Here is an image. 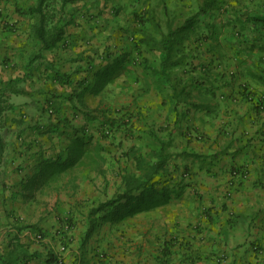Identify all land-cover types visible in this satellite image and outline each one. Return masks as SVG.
<instances>
[{
    "label": "crops",
    "instance_id": "1",
    "mask_svg": "<svg viewBox=\"0 0 264 264\" xmlns=\"http://www.w3.org/2000/svg\"><path fill=\"white\" fill-rule=\"evenodd\" d=\"M37 1L0 0V21H8L0 22V70L15 63L5 60L3 66L8 51L23 50L24 46L28 49L29 23L35 21L28 10ZM118 1L129 7L135 0ZM140 1L151 2L137 3ZM131 13L130 23L135 19ZM111 25L109 31L116 35L119 27L115 22ZM73 33L76 35L72 38L79 39L77 44L70 48L61 42L57 46L59 55L67 58L58 63L50 60L42 71L32 72L42 94L57 95L50 108L44 102L47 98L35 91V99L41 97L39 103L32 97L30 103L17 106L12 95L11 108L4 113L7 119L0 128V264H54L52 259L59 258L61 264H264V80L253 77L239 85L241 79L224 78L221 84L214 78L215 83L211 80L219 89L217 95L207 88L210 84L205 75L195 79L189 73L181 79L187 87V104L171 112L168 120L170 130L174 129L169 160L164 162L169 166L168 172L164 171L168 182L155 188L150 203L149 198L143 197L144 190L125 196V175L109 182V156L96 154L94 151L100 146L97 139L83 136L109 122V114L114 113L109 101H104L109 95V75L113 83L121 72L109 73L116 56L109 59L103 54L109 53L108 42L102 46L92 42L84 45L81 37L91 35V31L76 28ZM16 39L22 42L15 44ZM87 47H93V52H83ZM88 53L96 55L92 66L85 60ZM78 55L82 57L77 59ZM27 62L24 58L16 63L24 67ZM158 63L154 61V65L159 66ZM119 65L124 77L119 78L122 82L117 89L126 96L129 88L125 80L132 68L127 61ZM189 66L193 68L194 64ZM200 66L205 68L206 63ZM55 72L64 75L62 84L52 79ZM147 72L142 69V75L150 79ZM196 81L203 86L195 85ZM228 84L231 86L226 89ZM245 87L250 88L252 98L262 100L260 107L247 101L249 93L244 92ZM154 93H160V88L154 86ZM147 106L138 115L144 128ZM162 107L159 104L154 109L159 111ZM46 110L59 120L52 132L45 121ZM29 111L34 116L21 121L20 114ZM160 119L156 117L154 124ZM99 163L104 171L99 170ZM109 186L111 194L124 196L115 204L121 205L123 211H137L133 217L169 203L170 222L139 220L136 234L123 238L113 230L111 243L109 222H84L83 231L76 223L73 230L64 234L69 245L64 252H58L56 228L52 229L55 215L46 222L45 214L103 206L109 203ZM129 195L141 196L134 204ZM130 224L113 222L112 227L121 225L127 229ZM39 228L47 231L49 239L35 245L38 235L42 239Z\"/></svg>",
    "mask_w": 264,
    "mask_h": 264
},
{
    "label": "rangeland",
    "instance_id": "2",
    "mask_svg": "<svg viewBox=\"0 0 264 264\" xmlns=\"http://www.w3.org/2000/svg\"><path fill=\"white\" fill-rule=\"evenodd\" d=\"M137 1L138 0L131 1L129 7H125L122 5L123 1L118 0H78L76 3L67 5L63 9L64 17L61 19L66 33L62 43H66L72 48V45L77 44L76 42L79 40L73 39L76 35L73 32L76 28H85L87 31H91V35L81 37L82 40L80 41L82 44H91L92 42V44L102 46L108 42L109 46H106V48H109V59L114 55L116 56L113 60L116 63L114 62L110 65V68H114L113 74L121 72L118 79L112 81L113 83H110L112 77L109 75V95H107V100L104 101H109V106L114 108V110H112L114 113L109 114V123L105 125L107 129L100 125L94 132H90L89 130L90 133H87L91 139H97L100 144L97 148L98 151L95 150L94 152L96 154H105L109 156V182L112 181V178L119 179L123 175H125L124 177L128 175L138 176V173H141L140 168H142L140 165L144 166L143 163L139 162L140 159L147 161L145 166H147L146 170L149 171L159 162L160 157L161 159L162 157H166V160H169V148L171 143H173L171 140L174 132V129L170 130L171 125L168 121L172 114L170 112L172 103L167 101L163 105L162 102L163 98L168 100L166 96L169 95L168 91L170 85L161 80V84H168L167 92L154 93V86H156L157 89L160 88L159 84L154 80L157 78L147 72L150 76V79H148L142 75V69L147 71L150 69V72L153 74L154 70L152 69H155V67L158 68L157 65H154V61L156 64L159 61V43L168 32V28L175 29L181 26L188 17L194 15L198 11V8L205 0H151L150 3L147 1H140L137 3ZM215 1H218V8L211 10L205 16L201 15L199 17L196 29L188 35L182 45L183 47L181 46L183 48L181 50V58L183 61L179 68L169 70V82H176L177 86H184V88H187L186 83L177 81L178 78L182 79L185 75L188 77L189 73L193 74L195 79L200 78V75H205L209 80V84L212 82L207 88H211L214 94L220 95L218 93L219 89L213 84L212 80H214L215 83L214 78L219 79L221 84L225 79H241L242 81L239 85H242V83L245 84L256 77L264 80V27L254 25L248 20L252 16L264 14V0ZM56 7L59 8V6ZM128 11L129 13H127ZM132 11L135 19L130 23L129 20L132 18L128 19V17L132 14ZM73 16L78 18H73ZM138 16H140V18L143 17V20H139ZM2 22L8 23V21ZM111 22H115L119 27V32L116 35H114V32L109 31V27H112ZM29 26L30 35L27 43L28 49L25 50L24 46L23 50H20V48L15 50V48H13L11 51H6L9 54L7 57L8 63L12 60L15 63L13 66L7 64L6 67L0 70V79L7 81L10 78L24 75L23 66L20 64L18 65L16 62L24 58L28 60L38 53L36 41L32 37L31 22ZM94 30H98V32H92ZM127 32L130 34H125ZM1 35L2 33L0 36ZM96 35H98V38H96ZM77 38H80V36H77ZM65 39H67L66 42L64 41ZM85 39L86 42H84ZM15 42L19 44L22 41L16 39L14 43ZM19 46L20 45H18V47ZM137 46L143 49L139 52L134 50ZM146 46H148L147 49H145ZM80 47L79 45V48ZM89 48L90 47H87L83 52H87ZM127 49H130V51H126ZM80 57H82V55H78L76 58L78 59ZM64 58L67 57L62 58L59 55L58 48L43 52L41 58L35 63L34 70L35 72L42 71V67L44 65L48 66L50 60L58 63L59 60H64ZM191 60L194 63H192ZM124 61L130 62V68H132L127 74V80H125L129 88L126 96H122L119 89H117L119 85H121L120 82H122L119 78L121 76L124 77V71L119 64H122ZM147 62L150 63V67L143 65ZM203 62L206 63V66L205 68H200ZM189 64H194L193 68L190 67ZM189 70L192 71L189 72ZM138 78H142V80L139 82ZM37 81L39 80H37L33 74L24 84H20L18 88H26L28 91L34 93H30L31 95L28 93V97L13 95L14 104H17V106H25L26 102L30 103L32 100L31 98L36 94L35 91H37L39 95H44L48 98V94L40 93L42 87L37 85ZM194 84L198 87L203 86V83H199V81H196ZM101 86L104 87L103 85ZM227 86L226 89L231 85L228 84ZM249 89L250 88H248V90ZM249 92H251V90H249ZM36 99L35 102L38 101L37 103H39L41 97ZM8 102L11 104V96ZM159 104L163 107L162 110L157 111L154 107ZM146 105H148L146 113H148L149 118H147L148 116L146 115V128H144L138 115L141 109ZM262 105L264 106V102ZM99 106H97V108H99ZM23 110H25V108ZM5 116L4 122L7 119V115ZM31 116H34V113L31 111L25 114V117ZM44 116L48 124H57L58 118L54 113H49V111H47ZM124 116H126L125 119L127 120L122 119ZM156 117H161V119L158 123L154 124V119ZM164 119L166 120L164 121ZM52 130L53 128L49 131L52 132ZM159 146L162 148L160 149ZM49 151L53 153L54 150L50 148ZM112 158L114 162L111 161ZM102 165L103 164L99 163V170L104 171ZM168 168L169 166L167 165L162 172H168ZM112 191V187L109 186V200L119 197L116 193L111 194ZM130 197L135 201L134 204H136V199L138 197ZM165 197L166 196L163 198ZM116 201L111 205L108 204L105 206L103 208L105 210L96 213L92 212L95 208L92 210H79L75 212L57 210L48 211L47 214L44 213L46 222L49 221L51 216L53 217V215H55L54 218L56 221L53 222L54 225L52 229L54 227L56 228L54 235L57 238H55V240H58L56 243V246L59 248L58 252H64L62 248L64 247L65 249V247L69 245V240L65 239L68 238V236H64V234L65 232L68 233L73 230L76 223L83 227L82 229L78 227L83 231L84 222L92 225H94L95 222H109V242L111 243L113 239L110 237V234L113 230L119 232V235L123 238L136 234L137 222L139 220H145L146 218V222H170L169 203H165L160 207H152L150 203H147L152 208L147 211L145 215L140 214L139 217L137 215L133 217V214H136L137 211H132L133 209L123 211L121 205L115 204ZM113 206L114 208L112 209ZM105 214L108 215L106 218H103ZM77 219L78 222L76 221ZM113 222H131L132 224H130L127 229L124 227L122 228L121 225L114 229L112 227ZM38 230V232L42 234V242L45 239H49L47 231L43 228H39ZM42 242L36 240L35 245H41ZM121 242H123V240ZM110 245L111 244H109V246ZM109 250L111 251V249ZM53 261L55 262V260Z\"/></svg>",
    "mask_w": 264,
    "mask_h": 264
},
{
    "label": "trees",
    "instance_id": "3",
    "mask_svg": "<svg viewBox=\"0 0 264 264\" xmlns=\"http://www.w3.org/2000/svg\"><path fill=\"white\" fill-rule=\"evenodd\" d=\"M77 1L78 0H38L34 6L29 8L28 14L32 18H35V21L32 22V37L36 41V44L38 47V53L35 56H33L32 58L28 59L27 64L23 67L24 75L17 76V77L12 78L8 81H3L0 79V128H2L1 124H2V122H4L3 117H6L4 113L11 108V106L9 105V102H8L9 97L12 95L24 97L25 94L32 93V92L28 91L26 88L22 89V88H18V86L20 84H24L29 79L30 76L32 77V75H33L32 72L35 71L34 70L35 63L37 62V60H39V58H41L43 52L51 51L52 49L57 48V46L62 42V40L64 39V35L66 34L65 28L63 27L62 21H61L62 17H64L63 9L67 5L74 4ZM217 4H218V1L216 2L215 0H205L203 2V4L198 8V11L194 15H191L190 17H188L181 26H179L175 29H171L169 27L168 32L166 33V35L162 38V40L159 43L158 48L161 51V52L159 51L160 63H159L158 68H156V67H155V69L151 68L152 70H154L153 74L150 72V69H149V74L153 75V77H157L158 79L160 78L159 80H155V79L154 80L157 84H159L161 93L167 92V89H168L167 85L168 84H163V83L161 84L160 81L163 80V82L169 83V85H170L169 91H171L172 93L171 94L169 93V95L166 96V98H168V100L163 98L162 104L164 105L167 101L168 102L170 101V103H172V108H171L170 112H172V113H173V111H176L179 108V106H182L183 104H187V96L185 95V89L186 88H184V86H177L176 82H172V83L169 82V80H170L169 70L179 68L181 66V62L183 61V59L181 58L182 57L181 50L183 49L182 45H183L184 41L187 39L188 35L194 29H196V24L199 21V17L201 15H204V16L207 15V13L213 9H217L218 8ZM56 6H59V8ZM0 15H1V13H0ZM134 18H135V16H134ZM138 18L141 21L143 20V17L140 18V16H138ZM248 20H249V22H251L254 25L264 27V14L252 16ZM0 22H2V21H0ZM8 30H10V28ZM66 40L67 39H65V41ZM137 48H138V50H136V51L139 52L140 49H139V47H137ZM137 48H135V49H137ZM93 50H94L93 47H90L87 52H91V51L93 52ZM103 54L106 57H108L110 55L109 53H107V51L105 53L103 52ZM180 54H181V56H180ZM119 55H120V53H119ZM95 56H96L95 54H93L91 56L89 53H88V55H86L85 60H87L88 65H90V66L93 65L94 61L92 58ZM7 57L8 56L4 57V61H2L3 65H4L5 60H8ZM143 65L150 67L149 62H147ZM110 72H114V68H109V73ZM54 74H55V77H52V79L54 81L62 84L65 80L64 75H59L56 72ZM177 81L182 82L181 79H179V78ZM249 90L246 87L244 88V92H247V94L249 93L247 101L252 103L253 106L256 105L257 107H260L261 106L260 103L262 102V100L252 98V94H251V92H249ZM213 94H214V92H213ZM49 96H50L49 98L45 99L46 108H50L51 101L57 97V95L55 93L50 94ZM35 101H36V99H35ZM49 113H53V112H49ZM19 117H20V120L23 121L25 114H21ZM125 118H126V116H124L122 119H125ZM125 120H127V119H125ZM57 121H59V120H57ZM57 124H58V122H57ZM49 125H50L49 130L54 128L53 127L54 124H49ZM105 125H106V123L103 122L101 126L105 127ZM83 136L87 137V139L91 138V137L87 136L86 134H83ZM0 144H3L1 134H0ZM166 145H170V144H166ZM0 146L2 147L3 145H0ZM165 161H166V157H162L161 161H159L161 163L159 164V162H157L156 165L154 167H152V170L149 171V170H146L147 166H145V163H147V161H144V159H140L139 162L143 163V165H144V166L140 165V167H142V168H140L141 173L138 176L137 175H128L122 179V182L124 183V186H125V189H124L125 190L124 191L125 196H127V194H129V193L130 194L133 193L134 191L144 190V191H142V192H144L143 197H146V199L149 198L151 200L150 203H152L153 198L155 197L154 196L155 195L154 191L156 190L155 188H157L160 184H162V186H164L165 183L168 182L165 173L162 172L163 170H165L166 166L168 165V164H166V166H165V163H164ZM118 196L119 197H117V198L110 199L109 203H106L103 206H99V207L95 208L94 210H92V212L96 213V212H99L101 210H105V209H103L105 206H107L108 204L109 205L113 204L114 201H116V199H119L120 197H122L123 194H118ZM129 196H131V195H129ZM133 197L135 198V196H133ZM113 208H114V206L112 207V209ZM107 215L108 214H105V216H103V218L104 217L106 218ZM58 262H59V259H56L54 264H61L60 262L59 263Z\"/></svg>",
    "mask_w": 264,
    "mask_h": 264
},
{
    "label": "built area",
    "instance_id": "4",
    "mask_svg": "<svg viewBox=\"0 0 264 264\" xmlns=\"http://www.w3.org/2000/svg\"><path fill=\"white\" fill-rule=\"evenodd\" d=\"M37 240H38V241L41 240V236H40V235L37 236ZM62 250H64V248H62ZM59 262H60V260H59Z\"/></svg>",
    "mask_w": 264,
    "mask_h": 264
}]
</instances>
